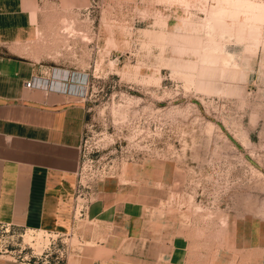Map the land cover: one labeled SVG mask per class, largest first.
<instances>
[{
	"label": "rangeland",
	"instance_id": "1",
	"mask_svg": "<svg viewBox=\"0 0 264 264\" xmlns=\"http://www.w3.org/2000/svg\"><path fill=\"white\" fill-rule=\"evenodd\" d=\"M40 27L50 74L86 76L64 91L86 109L75 224L88 229L102 189L136 184L156 233L228 264L229 221L264 227V0H92ZM38 234L0 226V254L39 255Z\"/></svg>",
	"mask_w": 264,
	"mask_h": 264
},
{
	"label": "crops",
	"instance_id": "2",
	"mask_svg": "<svg viewBox=\"0 0 264 264\" xmlns=\"http://www.w3.org/2000/svg\"><path fill=\"white\" fill-rule=\"evenodd\" d=\"M91 2L0 0V226L71 233V239L77 229L82 241L66 264H196L186 259L180 241L171 240L168 232H155L142 203L152 192L136 184L102 189L88 229L75 224L86 109L80 98L64 91L83 94L85 87L67 83L85 84L86 76L55 69L50 74L51 65L43 61L36 42L45 18L58 10H83ZM33 78L36 87H26ZM255 228L250 231L244 220L229 221L226 263L264 264V227ZM0 264L36 263L0 254Z\"/></svg>",
	"mask_w": 264,
	"mask_h": 264
},
{
	"label": "built area",
	"instance_id": "3",
	"mask_svg": "<svg viewBox=\"0 0 264 264\" xmlns=\"http://www.w3.org/2000/svg\"><path fill=\"white\" fill-rule=\"evenodd\" d=\"M26 87H36L34 78L25 82ZM63 236H66L63 240ZM71 233L65 235L49 234L48 245L39 255H30L19 257L22 262H31L36 264H66L67 257L76 252L74 245L71 244Z\"/></svg>",
	"mask_w": 264,
	"mask_h": 264
},
{
	"label": "bare ground",
	"instance_id": "4",
	"mask_svg": "<svg viewBox=\"0 0 264 264\" xmlns=\"http://www.w3.org/2000/svg\"><path fill=\"white\" fill-rule=\"evenodd\" d=\"M34 81H35V80H34ZM85 89H86V88H85ZM38 233H39V234L37 235V237H42V236H41V234L43 235V232H41V233H40V232H38ZM46 234L49 236V234H48V233H46ZM44 235H45V234H44ZM43 237H44V236H43ZM29 238H31V235L29 236ZM28 240H29V239H28ZM39 244H40V243H39Z\"/></svg>",
	"mask_w": 264,
	"mask_h": 264
}]
</instances>
